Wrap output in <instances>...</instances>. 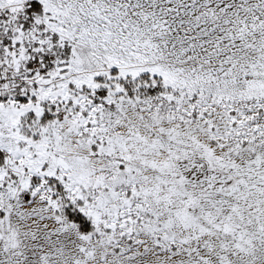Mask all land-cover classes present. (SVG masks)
I'll return each instance as SVG.
<instances>
[{
	"label": "snow or ice",
	"instance_id": "snow-or-ice-1",
	"mask_svg": "<svg viewBox=\"0 0 264 264\" xmlns=\"http://www.w3.org/2000/svg\"><path fill=\"white\" fill-rule=\"evenodd\" d=\"M0 264H264V0H0Z\"/></svg>",
	"mask_w": 264,
	"mask_h": 264
}]
</instances>
